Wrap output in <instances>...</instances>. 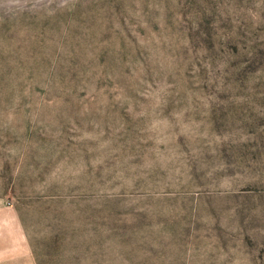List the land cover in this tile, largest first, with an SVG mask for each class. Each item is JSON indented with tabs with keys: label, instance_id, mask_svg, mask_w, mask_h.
Segmentation results:
<instances>
[{
	"label": "rangeland",
	"instance_id": "obj_1",
	"mask_svg": "<svg viewBox=\"0 0 264 264\" xmlns=\"http://www.w3.org/2000/svg\"><path fill=\"white\" fill-rule=\"evenodd\" d=\"M0 264H264V0H0Z\"/></svg>",
	"mask_w": 264,
	"mask_h": 264
}]
</instances>
